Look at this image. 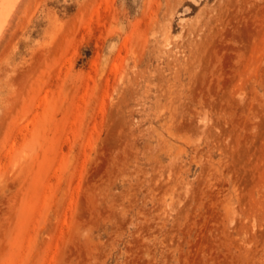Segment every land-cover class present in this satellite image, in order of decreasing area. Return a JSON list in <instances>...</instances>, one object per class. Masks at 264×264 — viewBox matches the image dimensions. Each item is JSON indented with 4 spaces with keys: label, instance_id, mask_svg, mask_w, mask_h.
I'll return each mask as SVG.
<instances>
[{
    "label": "rangeland",
    "instance_id": "rangeland-1",
    "mask_svg": "<svg viewBox=\"0 0 264 264\" xmlns=\"http://www.w3.org/2000/svg\"><path fill=\"white\" fill-rule=\"evenodd\" d=\"M0 40V264H264V0H21Z\"/></svg>",
    "mask_w": 264,
    "mask_h": 264
},
{
    "label": "bare ground",
    "instance_id": "bare-ground-1",
    "mask_svg": "<svg viewBox=\"0 0 264 264\" xmlns=\"http://www.w3.org/2000/svg\"><path fill=\"white\" fill-rule=\"evenodd\" d=\"M21 0H0V40L14 19Z\"/></svg>",
    "mask_w": 264,
    "mask_h": 264
}]
</instances>
